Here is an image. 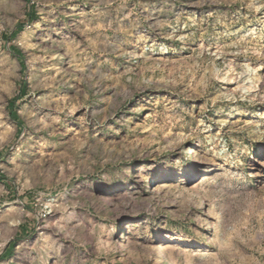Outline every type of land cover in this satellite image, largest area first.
Masks as SVG:
<instances>
[{
    "label": "rangeland",
    "instance_id": "rangeland-1",
    "mask_svg": "<svg viewBox=\"0 0 264 264\" xmlns=\"http://www.w3.org/2000/svg\"><path fill=\"white\" fill-rule=\"evenodd\" d=\"M0 264H264V0H0Z\"/></svg>",
    "mask_w": 264,
    "mask_h": 264
},
{
    "label": "bare ground",
    "instance_id": "bare-ground-1",
    "mask_svg": "<svg viewBox=\"0 0 264 264\" xmlns=\"http://www.w3.org/2000/svg\"><path fill=\"white\" fill-rule=\"evenodd\" d=\"M248 88V87H247ZM190 151V150H189ZM179 176V175H178ZM204 180H206V178L205 179H203V181ZM160 237V236H159ZM167 237H165V239H166ZM163 247H162V244L160 243V244H158L157 245V250H160V249H162ZM162 261V260H161Z\"/></svg>",
    "mask_w": 264,
    "mask_h": 264
},
{
    "label": "crops",
    "instance_id": "crops-1",
    "mask_svg": "<svg viewBox=\"0 0 264 264\" xmlns=\"http://www.w3.org/2000/svg\"><path fill=\"white\" fill-rule=\"evenodd\" d=\"M10 252V249H8L7 251H6V254H8Z\"/></svg>",
    "mask_w": 264,
    "mask_h": 264
}]
</instances>
